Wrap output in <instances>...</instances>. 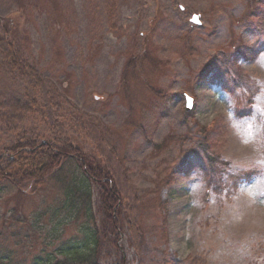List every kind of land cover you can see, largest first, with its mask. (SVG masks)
<instances>
[{
	"label": "rangeland",
	"instance_id": "rangeland-1",
	"mask_svg": "<svg viewBox=\"0 0 264 264\" xmlns=\"http://www.w3.org/2000/svg\"><path fill=\"white\" fill-rule=\"evenodd\" d=\"M11 47L26 75L7 68ZM144 48L152 60L130 65L132 77L126 63ZM260 53L264 0H0V153L16 140L65 142L109 171L122 241L99 246L100 264L119 253L121 264H264V200L240 190L258 172L235 167L247 150L219 103ZM202 147L215 166H181ZM69 179L0 188L1 264H92Z\"/></svg>",
	"mask_w": 264,
	"mask_h": 264
},
{
	"label": "trees",
	"instance_id": "trees-1",
	"mask_svg": "<svg viewBox=\"0 0 264 264\" xmlns=\"http://www.w3.org/2000/svg\"><path fill=\"white\" fill-rule=\"evenodd\" d=\"M255 14L254 11L251 16ZM8 43L7 47L9 48L12 42ZM3 54L8 69L16 70L22 75L27 74L28 69L21 57V52L11 47L3 51ZM239 54L242 56V53ZM149 58L150 51L144 48L141 53L135 54L127 61L125 72L129 71L130 75L135 77L136 68L129 69L130 65L137 60L141 65L145 61L144 65L152 60ZM201 150L202 155L194 150L183 154L181 166L187 165L191 171L195 164L197 169L200 168L204 160L212 163V159L207 153L208 149L202 147ZM215 165L216 163L213 162L210 166ZM72 168L75 173L79 172L83 177L82 183L79 185H70L72 181L70 179L73 178V175L71 172L67 173V170ZM61 179H64V182L70 180L67 181L69 183L64 186V189L68 186L66 192L72 194L69 201L71 205L73 202L80 204L78 207L80 211H77L78 216L76 218L83 216L87 221L86 231L83 233V242L92 248L93 260L91 263L100 264L101 261L105 260V257L99 256V246L112 243L114 248L116 247L120 251L119 245L122 241L118 223L121 209L120 195L109 171L94 161L93 158L85 155L79 148L65 142L54 144L45 140L36 141V143L28 140L24 142L16 140L12 145L5 148L3 153H0V188L13 190L19 188V184H25L33 185L38 190L44 188L48 181L59 183ZM73 181L78 183L76 178ZM90 186L95 191L94 198H92V193L89 190ZM18 190L21 191V189ZM8 254L10 251L0 246V264L1 261L3 263L7 261L5 258L9 256ZM116 255L114 264H121V261L123 263L124 259L121 253Z\"/></svg>",
	"mask_w": 264,
	"mask_h": 264
},
{
	"label": "clouds",
	"instance_id": "clouds-1",
	"mask_svg": "<svg viewBox=\"0 0 264 264\" xmlns=\"http://www.w3.org/2000/svg\"><path fill=\"white\" fill-rule=\"evenodd\" d=\"M237 31L241 36L238 26ZM247 40L249 42L246 45L252 46L256 37H247ZM226 42L230 43L231 38H226ZM238 65L242 66L240 76L243 78V86L235 89L234 94L224 93L219 103L222 105V119L230 138L247 150L241 157L245 163H238L235 167L240 173L251 170L258 172L252 184L240 187L242 194L254 203L264 200V53H260L251 65L243 62ZM243 109H250L251 114L238 117L236 112ZM195 176L205 181L201 174Z\"/></svg>",
	"mask_w": 264,
	"mask_h": 264
},
{
	"label": "water",
	"instance_id": "water-1",
	"mask_svg": "<svg viewBox=\"0 0 264 264\" xmlns=\"http://www.w3.org/2000/svg\"><path fill=\"white\" fill-rule=\"evenodd\" d=\"M191 22L194 23V24H199L198 17H197L196 15L192 16ZM189 99H190V98H187V104H186V110H187V111L190 110L191 105H192V103H191V104L188 103V100H189ZM190 100H191V99H190ZM191 102H192V100H191Z\"/></svg>",
	"mask_w": 264,
	"mask_h": 264
},
{
	"label": "snow or ice",
	"instance_id": "snow-or-ice-1",
	"mask_svg": "<svg viewBox=\"0 0 264 264\" xmlns=\"http://www.w3.org/2000/svg\"><path fill=\"white\" fill-rule=\"evenodd\" d=\"M188 103H189V104H191V103H192L190 99L188 100Z\"/></svg>",
	"mask_w": 264,
	"mask_h": 264
}]
</instances>
